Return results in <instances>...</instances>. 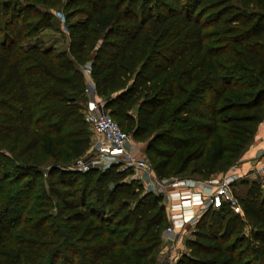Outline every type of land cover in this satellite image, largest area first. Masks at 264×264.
Wrapping results in <instances>:
<instances>
[{"label":"trees","instance_id":"16d2710c","mask_svg":"<svg viewBox=\"0 0 264 264\" xmlns=\"http://www.w3.org/2000/svg\"><path fill=\"white\" fill-rule=\"evenodd\" d=\"M151 1L68 0L66 8L84 18L68 23L63 50L28 43L52 27L47 12H12L0 31V134L15 131V144L33 127L67 146L71 158L81 157L92 136L83 116L82 68L89 64L104 109L133 138L149 139L158 178L182 177L212 141L207 174L227 153L239 159L264 118V0ZM54 171L53 184L63 189L49 188L59 204L56 227L45 223L48 214L24 217L42 213L38 203L25 211L20 197L28 186L42 198L34 177H16L20 186L0 198V264L153 263L167 223L162 195L143 193L117 165ZM201 175L194 177H208ZM238 201L243 216L223 206L200 217L176 264H264L257 183Z\"/></svg>","mask_w":264,"mask_h":264},{"label":"rangeland","instance_id":"374dc122","mask_svg":"<svg viewBox=\"0 0 264 264\" xmlns=\"http://www.w3.org/2000/svg\"><path fill=\"white\" fill-rule=\"evenodd\" d=\"M56 1L57 2L54 5H46L42 3L41 0H0V31L4 29L5 23L10 21L12 12H17L18 10L24 9L28 6L31 8H35L40 12H47L49 14L50 22L52 23L51 28L40 30L36 37L28 40V43L39 45L42 48L53 47L56 50L67 49L70 43L68 23L83 19L84 16L82 13H77V9L73 10L66 8V2L68 0ZM153 1L154 0H152L150 3L153 4ZM6 8L7 11L5 12ZM1 39L2 35L0 34V41ZM83 98L88 99L87 93L84 92ZM30 129L31 131L29 136L23 137L22 135H19L18 140L15 142V144L14 137L17 134L15 131H4L0 134V159H2L3 161L1 169L2 172H4V170L7 171H5L2 176H6V178L2 180V190L0 191V198L9 194L8 191H14L20 186L19 183H14L16 177L20 178L23 183L28 182L31 177H34L36 180L33 188L34 192H39L40 195H42V198H40L38 201L35 200L33 198V194L29 193L32 190L30 191V189H28V186H24L23 190H21L22 194L20 195V197L28 204V207H26L25 211L30 210L31 206L34 203H38L39 209H41L42 213H34L30 215L26 214L24 217H27V219H31V221L33 222L35 219L40 217V215L42 217V215L44 216L45 214H48L49 218H46L45 223L52 227L54 225V222L57 221L55 216H59V204L57 202V199L50 192L49 188L53 187V189L59 192L63 191V189L60 188L59 185L53 184V178H55L58 174V172L54 170L63 168L77 170L75 169V162L79 159L86 158L87 154L85 152L81 157L77 159L71 158L70 149L67 146H55L51 142L50 136L45 135L42 131L34 130L33 127H30ZM156 132H158V130H156ZM34 134H37L39 136V141H33L32 136ZM148 140L139 141L131 136L130 142L127 144L126 148H133L135 155L144 158L149 164H152V152H148L147 150ZM208 144L209 146L207 148L208 151L206 152V155L202 157V159L189 163L188 168L182 177L195 178L194 176H198L201 174H204V176H208L207 178L219 177L221 175H224V172L229 169L231 165L236 163L242 156L241 155L239 159L237 158V160L234 159L236 155L233 154V152L227 153L215 167V170L209 175L207 174V167L210 164L211 156L215 150V143L212 141ZM232 145H235V142H232L231 146ZM186 151L187 150H184V155L186 154ZM5 156L7 157V159ZM8 158L12 161L14 166L10 164L11 161ZM200 168L202 172L198 171V169ZM99 169L103 168L100 167ZM127 172V181H132L134 183V186L141 187V191L143 193L148 192L141 183L139 177L135 175L133 170H127ZM241 179L240 183L235 184L237 199H241L245 196L252 182L257 183L259 189L261 190V195L264 196V176L262 179V177L259 178L254 174L248 178L242 177ZM24 219H22L21 222L15 224V228H13L12 231H17L19 228H21L25 224L23 223ZM28 223L31 224L30 221ZM54 227L56 226L54 225ZM248 229V226L244 228L245 234L248 233ZM168 245V243H160V245L154 251L152 264H166V262L170 261L171 259L177 261V259L181 255L182 249H178L175 247L171 251ZM7 250L12 251V246L8 245ZM183 250L186 251L185 249ZM173 264H176V262Z\"/></svg>","mask_w":264,"mask_h":264},{"label":"built area","instance_id":"2783aa9c","mask_svg":"<svg viewBox=\"0 0 264 264\" xmlns=\"http://www.w3.org/2000/svg\"><path fill=\"white\" fill-rule=\"evenodd\" d=\"M85 77H90L91 68H82ZM88 83V82H87ZM85 92L83 116L92 131L86 158L75 162V169L86 167L106 168L117 165L120 171L133 170L148 192L162 195L167 223L163 234L175 248L176 235L193 229L200 217L209 209L228 206L240 216L243 211L235 195V184L242 177L237 173L198 179L191 177L158 178L153 167L144 158L138 157L134 149L126 148L131 135L126 133L103 107V101L94 93V85L88 83ZM253 173L259 178L264 176V163ZM171 259V258H170ZM171 259L166 264H173Z\"/></svg>","mask_w":264,"mask_h":264},{"label":"crops","instance_id":"0c3cea01","mask_svg":"<svg viewBox=\"0 0 264 264\" xmlns=\"http://www.w3.org/2000/svg\"><path fill=\"white\" fill-rule=\"evenodd\" d=\"M88 83L93 84L91 77H85ZM264 163V118L257 125L252 140L244 150L241 158L224 172L225 174L237 173L241 177L248 178L254 175L253 171L258 169ZM192 238V230L186 233H180L174 237L177 242L174 244L176 248H181V251L186 250V241ZM161 242L169 244L171 248L172 242L167 239L166 235L162 233Z\"/></svg>","mask_w":264,"mask_h":264},{"label":"water","instance_id":"95a60500","mask_svg":"<svg viewBox=\"0 0 264 264\" xmlns=\"http://www.w3.org/2000/svg\"><path fill=\"white\" fill-rule=\"evenodd\" d=\"M104 106V105H103Z\"/></svg>","mask_w":264,"mask_h":264}]
</instances>
